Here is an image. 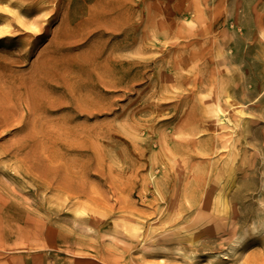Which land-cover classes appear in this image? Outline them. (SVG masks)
<instances>
[{"label": "rangeland", "instance_id": "1", "mask_svg": "<svg viewBox=\"0 0 264 264\" xmlns=\"http://www.w3.org/2000/svg\"><path fill=\"white\" fill-rule=\"evenodd\" d=\"M96 263L264 264V0H0V264Z\"/></svg>", "mask_w": 264, "mask_h": 264}, {"label": "bare ground", "instance_id": "2", "mask_svg": "<svg viewBox=\"0 0 264 264\" xmlns=\"http://www.w3.org/2000/svg\"><path fill=\"white\" fill-rule=\"evenodd\" d=\"M20 4V3H19ZM68 34V35H66ZM65 38H69V37H75L77 35V29H72V28H68L67 29V33H66ZM59 38L61 39V43H63L62 41H64V39H62V37L59 35ZM67 41V40H66ZM92 43V42H91ZM88 51V50H87ZM100 53L98 52H95L93 51V53H90L88 55H86L84 58L85 59V66L84 68L82 69V73L85 72V73H88L90 74L92 69L95 68L96 66H98L97 64V60H98V57H99ZM123 61V60H122ZM121 62V61H120ZM118 64V63H117ZM131 70V69H130ZM116 71V70H115ZM123 81V80H121ZM29 84V82H27ZM26 84V83H25ZM5 95V94H4ZM3 98V97H2ZM7 100V98H6ZM82 102V101H81ZM85 102V101H84ZM83 102V104H84ZM89 111V110H88ZM25 112V111H24ZM214 114L215 116L217 117V121L222 123L224 122L225 118H226V114H225V109L223 108L222 105L218 104V106L216 107V109H214ZM4 121V120H3ZM25 124V123H24ZM50 134V133H49ZM240 246V243L239 242H236L235 245H234V250H238Z\"/></svg>", "mask_w": 264, "mask_h": 264}, {"label": "crops", "instance_id": "3", "mask_svg": "<svg viewBox=\"0 0 264 264\" xmlns=\"http://www.w3.org/2000/svg\"><path fill=\"white\" fill-rule=\"evenodd\" d=\"M93 261H91V263H92ZM95 263V262H94ZM97 264V263H96Z\"/></svg>", "mask_w": 264, "mask_h": 264}]
</instances>
